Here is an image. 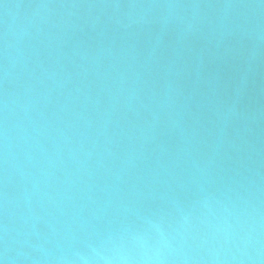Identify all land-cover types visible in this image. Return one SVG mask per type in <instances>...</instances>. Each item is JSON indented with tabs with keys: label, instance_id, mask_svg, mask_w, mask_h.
Here are the masks:
<instances>
[{
	"label": "water",
	"instance_id": "95a60500",
	"mask_svg": "<svg viewBox=\"0 0 264 264\" xmlns=\"http://www.w3.org/2000/svg\"><path fill=\"white\" fill-rule=\"evenodd\" d=\"M0 264H264V0H0Z\"/></svg>",
	"mask_w": 264,
	"mask_h": 264
}]
</instances>
